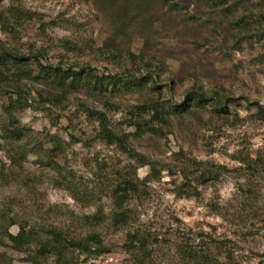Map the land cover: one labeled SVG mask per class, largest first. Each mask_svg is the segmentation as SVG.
Masks as SVG:
<instances>
[{
  "label": "rangeland",
  "instance_id": "rangeland-1",
  "mask_svg": "<svg viewBox=\"0 0 264 264\" xmlns=\"http://www.w3.org/2000/svg\"><path fill=\"white\" fill-rule=\"evenodd\" d=\"M0 17L24 58L0 68V122L20 91L13 123L51 150L0 137V264L54 262L49 228L101 240L59 264H264V0H4ZM39 64L105 77L50 96ZM20 226L35 241L13 244Z\"/></svg>",
  "mask_w": 264,
  "mask_h": 264
},
{
  "label": "trees",
  "instance_id": "trees-1",
  "mask_svg": "<svg viewBox=\"0 0 264 264\" xmlns=\"http://www.w3.org/2000/svg\"><path fill=\"white\" fill-rule=\"evenodd\" d=\"M2 1H4V0H0V3ZM16 14H17V11L14 13V17L17 19H20L21 16L19 15V17H17ZM0 23L7 24V23H4V20L1 19V17H0ZM4 52H5L4 48L0 45V68L8 69L10 64H12V67H14V68H17V69L22 68L20 64H22V61L24 59L23 57H17V56L16 57H8L6 52H5V55L2 54ZM39 69H40V72H44L43 76L39 75V77L44 79L46 82H48V84L50 86L52 85L51 88L47 89L48 94L50 96L52 94H54L55 91H60L63 94L69 93L72 91H76V89H78L80 87L79 85H81V82L83 80L85 81V84L87 85L86 87H89L92 90H96L97 84L102 82V80L105 77V76H101V77L95 76V78H94L95 83L92 84V81L87 76V74H82V72L85 71L84 67H79L78 69L74 70V68L71 66H67L65 68H62L60 65L43 66V65L39 64ZM89 71H90V73H93L96 70L94 68H89ZM0 74H2V73H0ZM111 74L112 73L109 72V74H106V75L110 76ZM136 79H138V81H140L139 78H136ZM12 92L17 97L14 99H9L7 101V103L5 105H3V107L1 106L3 108L5 116H4V120L2 122H0L1 123L0 124V137L4 138L6 140H9L11 143H14V144L18 143V141H21L22 144L20 146H17V147H21L22 150H18V152L24 151V152H26V155H27V153H32V154H36L40 157L44 156V155L46 156L48 153L51 152V150L46 148L44 146V144L41 142H36V143L33 142L32 145L29 146L28 143H30V142L24 141L25 137H30L28 130L26 128H24L23 126H20L19 124L16 125L15 123H13L14 121H12V112L16 109L23 108L24 106H22V105H25L24 103L27 102V99L22 98V95H21L22 93L18 90H13ZM212 100L218 106L224 105V103H222L220 100H218L216 98H212ZM159 106L161 107V105H159ZM189 107L190 106L187 107L186 104L182 102L180 104H176L175 106H173L172 110L176 114L178 112H185L187 110V108H189ZM162 108H164V107H162ZM134 109L137 111V115H139L140 119H141V113L146 112L147 108L145 105H139V106H135ZM155 117H159V116L156 114ZM97 120L99 121V126L101 128V133H102V136L104 137V139H106L108 142L122 144L123 149L128 152L130 157L136 158V156L134 154L129 153L127 148H125L127 133H124L121 136V135L115 133L113 130L109 129L107 127L106 118L103 115V113H101V112H97ZM139 123L140 122H134V123H131L130 125H133L135 127V129L138 131L140 129ZM147 129L151 132H156L158 130L157 128H154L152 126L148 127ZM28 146L30 148H28ZM56 169L60 170L61 168H56ZM37 233H39V232L32 231V228H30V227L26 228L24 226H20V227H18V230L15 234H9L8 233V237L13 244L20 246V245L28 244L31 241L32 242L35 241L34 237L36 236ZM47 233L53 234L54 240L49 239L46 242L40 244L38 252L42 251V249L46 251L47 246H48L49 247V253L56 257L55 258L56 260L50 264H59L58 260H59L60 254L64 250H66V246H72V247L79 248L82 251H84L85 253H88V252L97 253L101 250L99 248V247H101L100 246L101 240L96 235L91 236V239L89 241L90 243L89 242L85 243L82 241V239H79L78 241L72 242L62 232H57L51 228L47 229ZM90 244H96L99 246L95 250H92L90 247ZM62 264H67V262H64ZM138 264H145V262L141 261Z\"/></svg>",
  "mask_w": 264,
  "mask_h": 264
}]
</instances>
